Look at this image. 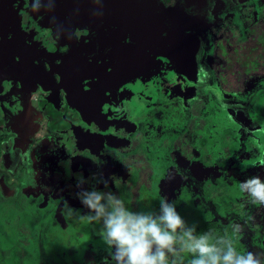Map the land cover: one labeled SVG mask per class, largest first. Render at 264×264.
I'll list each match as a JSON object with an SVG mask.
<instances>
[{
	"label": "flooded vegetation",
	"instance_id": "obj_1",
	"mask_svg": "<svg viewBox=\"0 0 264 264\" xmlns=\"http://www.w3.org/2000/svg\"><path fill=\"white\" fill-rule=\"evenodd\" d=\"M192 1L156 0L149 23L131 12V24L120 26L110 1L58 0L68 12L55 20L56 9L43 0H0V200L38 197L43 205L61 196L81 202L98 192L108 205L109 197L118 200L123 191L131 196L135 187L140 196L145 186L179 213L189 187L194 202H201L194 182H264V165L254 160L261 154H252L264 146L245 143L251 123L264 132L253 118L264 116V0H235L208 16L198 13L197 4L192 13ZM70 9L73 29L63 22L73 15ZM172 21L187 25L186 39L165 32ZM192 56L195 80L183 72H191L183 61ZM243 107L260 111L246 118L239 114ZM166 109L181 115L172 125L179 131L169 138L158 117ZM88 110L106 122H91ZM236 115L242 129L230 126ZM222 123L232 137L227 142L224 128L217 127ZM142 148L155 158L162 153L165 161L152 163L151 172L138 162L146 156ZM244 205L227 215L221 207L206 215L214 218L218 234L237 225L264 227V205ZM190 228L195 237L205 235L197 224L177 230V264L192 258L181 251L180 239ZM251 232L252 242H236L238 252L264 251V231ZM108 248L95 251L96 262L116 263Z\"/></svg>",
	"mask_w": 264,
	"mask_h": 264
},
{
	"label": "rangeland",
	"instance_id": "obj_2",
	"mask_svg": "<svg viewBox=\"0 0 264 264\" xmlns=\"http://www.w3.org/2000/svg\"><path fill=\"white\" fill-rule=\"evenodd\" d=\"M43 1L48 3V7L51 5L54 8L59 6L61 8L63 5L58 4V0L57 2L55 0V4H49V0ZM63 1L66 2L67 0H60V2ZM105 1L111 2L113 6V8L110 9L112 18L120 26L124 23L126 25L131 24L129 22L131 19V12H135L138 17V22L144 21L145 24L151 21V19L148 20L149 18L147 17H154L152 9L156 7V0H124L129 4H122L119 2L120 0ZM234 1L235 0H193L190 3V11L193 13L194 4H197L196 7H198V13L200 14L202 11V13H205L208 16L216 12L215 10L224 11V9L232 5ZM137 2L143 6H138ZM224 6H226V8H224ZM60 11V14H57V16L54 17L55 20H58L61 14L65 15V13L68 12L65 8ZM172 22L173 24L165 25V32L170 33V35L177 37L178 39H186V36L183 35L184 30L182 29L187 25L179 26L176 22ZM174 26H179V30L174 31ZM129 27L131 29L130 25ZM190 28L200 30L196 25L191 26ZM200 32L203 34L202 30H200ZM189 35H193V33ZM197 39H201L202 41L205 40L202 35ZM203 44H205V41H203ZM183 62L184 65H186V68L191 70L190 73H188V71H183L185 77L195 80V78H191L193 77L192 73L194 72L192 69L196 70L194 57L186 58ZM247 97L248 96H246V98ZM174 111L175 110L172 109H166L161 111L158 115L166 127V132L165 134L163 132V137L169 138L179 131V125L172 127L173 123H179L177 119L181 121V115L175 117ZM252 111L257 115L260 109L256 108ZM239 114L246 118L254 115L249 107H243ZM234 118L235 120L230 122V126H238L242 129V121L237 118V115ZM253 118L257 121L256 124L264 126V116L259 117V115H257V117ZM248 126L252 128L249 129L248 127L252 134L249 135L245 143L248 145L259 144L260 147H263L264 137L262 138L259 136L260 133L264 135L262 127L257 130L256 126L252 123ZM217 127L218 130L224 128L223 139L225 138V142L229 141L231 134L227 132V125L222 123ZM254 132L257 133L254 134ZM142 149L144 153L146 152V156L144 159L140 158L138 162L147 164V167L151 169V172L155 167L152 163L159 161V159L164 161L166 159L165 155L162 153L155 158L153 157V153H147V149ZM252 154H261L259 157L254 158V160L256 159L255 163L264 165V147L260 153ZM141 179H143V177H141ZM244 181L246 180L242 179L240 181L235 180L232 182L225 181L224 183L213 182V184H202L203 182H201V184H195L194 182L193 185L190 186H196L199 188L197 196L200 198L201 202H194L196 193L193 188L191 189L189 187L188 190L186 189L183 196L186 197L187 201L185 202V205L181 207L182 210L179 212L181 217L185 220V225L197 224L199 227V231L197 232L207 234L209 237V243L218 248H224L225 245L222 242L228 240L233 241L235 245L242 240L246 241L247 244L252 242L249 237H251L254 232L250 233V230L263 232L264 227L262 223H256L254 229H251L248 225L244 226V229H241V232L239 233L234 230L231 231V233H228V231L225 230L218 234L215 227L216 224L213 222L214 218L206 215L207 213L209 216L215 214L220 207L223 209L225 215H227L229 210L232 209L233 212H235V210L240 208V206H243L245 202L249 203L252 200L251 197L246 192L240 190V185ZM202 187H209V189H205L203 193L200 194ZM158 188V191H160V186ZM136 190L137 187L134 188L131 196H128L126 193L124 195V191L121 192V197L118 200L124 202L125 209L136 212L158 213L157 210L160 209L162 196L160 195L161 197H158V193L149 192L148 188L145 186L142 188L143 192L141 191L140 196L136 195ZM189 192L191 194L187 196V193ZM218 192H220V194L216 197L215 195H217ZM130 198L132 200H130ZM108 201L109 204H103V206L107 212H111L113 210V204L110 199ZM40 202L41 201L38 197L35 202L33 200L25 201L19 199L8 203L0 200V264H100L94 259L95 251L97 252L100 248H108L101 237L103 221L89 222L87 219L88 215L94 216L96 213L94 211L91 213L89 209L79 201V198L76 197L66 200L61 196H57L56 198L48 199L45 203L43 202V205L40 204ZM34 203H37V206H35ZM260 205H264V203H261ZM194 217L199 218L198 222L192 220ZM210 221L212 223H210ZM258 251L260 250L256 249V252ZM113 252L114 251L111 249L110 254L112 255ZM261 258H259L261 264H264V259Z\"/></svg>",
	"mask_w": 264,
	"mask_h": 264
},
{
	"label": "clouds",
	"instance_id": "obj_3",
	"mask_svg": "<svg viewBox=\"0 0 264 264\" xmlns=\"http://www.w3.org/2000/svg\"><path fill=\"white\" fill-rule=\"evenodd\" d=\"M240 190L246 192L255 204L264 203V182L258 177L241 183ZM98 192L88 194L81 202L96 215H88L89 222L103 221L101 237L110 249L116 264H177L173 259L179 255L174 245L177 230L185 228V220L174 205L162 199L160 214L156 212L128 211L122 200H112L113 210L107 212L100 203ZM195 228L184 231L181 251L191 255L189 264H261L264 251L238 252L231 240L223 241L225 247L218 248L209 243L207 234L195 237ZM235 231L241 232L239 225ZM186 238V239H185ZM169 253L171 256H169Z\"/></svg>",
	"mask_w": 264,
	"mask_h": 264
},
{
	"label": "water",
	"instance_id": "obj_4",
	"mask_svg": "<svg viewBox=\"0 0 264 264\" xmlns=\"http://www.w3.org/2000/svg\"><path fill=\"white\" fill-rule=\"evenodd\" d=\"M49 2V4H52L51 2L52 1H48ZM43 4H48V3H43ZM53 4H55V3H53ZM47 9V8H46ZM55 13H58V14H60V7L58 8V7H55ZM73 11V15H68L64 20H63V22H66V26H68L70 29H73L74 28V21L72 20L73 19V16H74V10L73 9H70V11ZM62 23V22H61ZM61 23H59V25L61 24ZM73 27V28H72ZM58 67V66H57ZM58 71H60V69L58 68ZM112 72H110V74H111ZM103 113H104V111H102ZM87 114H91L92 115V117H91V115H88L86 118H88V119H91V118H96V120L97 121H101V122H106V120H104V118H98V117H95V115H94V113H92V110H88L87 111ZM103 117V116H102ZM91 122H92V119H91ZM2 180V179H1ZM1 184H2V187L4 188V190H6L7 188H6V186L4 185V183H3V181H1Z\"/></svg>",
	"mask_w": 264,
	"mask_h": 264
},
{
	"label": "trees",
	"instance_id": "obj_5",
	"mask_svg": "<svg viewBox=\"0 0 264 264\" xmlns=\"http://www.w3.org/2000/svg\"><path fill=\"white\" fill-rule=\"evenodd\" d=\"M110 264H116V263H110Z\"/></svg>",
	"mask_w": 264,
	"mask_h": 264
}]
</instances>
